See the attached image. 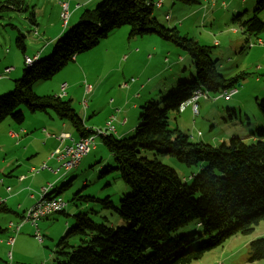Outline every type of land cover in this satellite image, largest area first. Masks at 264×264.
I'll return each instance as SVG.
<instances>
[{"label": "trees", "instance_id": "16d2710c", "mask_svg": "<svg viewBox=\"0 0 264 264\" xmlns=\"http://www.w3.org/2000/svg\"><path fill=\"white\" fill-rule=\"evenodd\" d=\"M156 1L102 0L95 8L84 10L78 22L54 41L50 55L36 58L31 68L24 64L23 74L14 81L12 91L0 96V124L9 119L21 125V108L32 114L52 112L82 138L89 133L71 101L54 95L38 96L33 87L51 80L76 56L93 49L111 32L127 26L129 39L156 35L182 48L194 66V75L178 82L160 104L147 101L140 107L132 136L102 137L130 194L117 207L108 197H74L112 209L125 225L95 223L87 214H76L75 225L59 240L57 246L62 251L53 264H191L231 236L251 234L264 221L263 129L250 132V143L232 137L218 146L191 142L182 133L169 130V112L179 113L195 89L221 95L236 89L238 79L218 73L209 47L181 36L175 28L160 25L152 16ZM173 1L195 6L203 0ZM7 2L12 9L21 10L20 0ZM263 10L264 0H258L251 17L237 14L232 23L257 36L264 31V21L257 18ZM16 46L23 56L25 41L17 38ZM257 101L256 107L264 119V99ZM143 150L168 155L186 167H199V172L192 175L188 186L172 168L155 158L141 156ZM191 224L200 227L201 232L182 231ZM246 260L264 261V238L248 244Z\"/></svg>", "mask_w": 264, "mask_h": 264}, {"label": "rangeland", "instance_id": "374dc122", "mask_svg": "<svg viewBox=\"0 0 264 264\" xmlns=\"http://www.w3.org/2000/svg\"><path fill=\"white\" fill-rule=\"evenodd\" d=\"M7 1L0 0V73L8 66L15 67L16 70L0 81V96L12 91L14 81L19 79L24 71V59L20 49L16 46V39H23L26 47L32 50L29 52L31 54H35V50L45 42L43 30L30 22L33 6L37 5L38 8L42 7L44 10V17L40 20L43 27L56 25L59 19L58 11L62 12L59 5L61 0H52L51 3L49 0H25V5L20 11L12 9ZM101 1L97 0L96 3L82 9L81 12L95 8ZM161 1L162 7L153 8L152 13L157 22L168 29L175 28L181 36L191 39L199 45L209 47L211 59L215 61L218 73L227 78H237L239 84V86L236 85L237 93L229 100L217 98L218 94L207 93V98H200L197 101L198 111L195 114L192 111V105L187 106L184 111L179 113L169 112V130L182 133L191 142L209 146H218L222 142H228L232 137L250 143V132L262 129L264 131V119L256 107V100L259 102L264 99V31L257 36L249 35L237 24L232 23V18L242 13H246L245 18L251 17L258 0H216L213 6L211 0H203L200 5L195 6L184 5L173 0ZM53 5H55L54 9H52ZM51 11L52 14L49 13ZM166 16L169 19H165ZM257 18L264 21V10L257 14ZM62 22L64 21L62 20ZM128 31L127 26L116 29L105 39L100 40L93 49L79 54V64L86 66L92 76L95 75V78H98V81L97 85L95 84V94L92 100H90L91 95L83 97L79 94L73 99L72 107L77 104L74 109L80 113V109H83L81 104L84 98L89 103L93 101L96 108L95 124L104 122V116H107L110 111L114 112L116 107H121L127 99L131 100L128 107L131 104H136L135 109L127 108L131 109L130 123H134L138 120L140 107L145 102L151 101L160 104L162 97L171 93L178 82L188 81L190 76L194 75L192 60L182 48L162 41L156 35L128 39ZM149 37L154 41L157 39L165 48H160L155 46L154 42H149ZM153 46L156 50L153 49ZM136 49L138 53H135ZM49 51L48 54L44 53L46 54L44 57L50 55L52 48ZM134 55L135 57H132ZM147 55H151V59H148ZM123 56L132 58L125 62L122 60ZM44 57L40 55V58ZM165 59L166 62H164ZM73 63H69L46 83H52L56 77L69 75L67 69ZM119 66L121 70L116 73L115 69ZM171 66H173V74L165 72V82L160 89L155 90L161 72ZM142 84L147 85V88L137 98L136 94L140 92L138 89ZM153 93L154 95H151ZM214 98L216 99L214 100ZM231 109H234L235 112ZM21 110L27 115L24 120L25 125L31 127L28 136L36 138V143L33 146L40 147L42 150L43 147L39 144L44 142L46 131H42L43 127H33L40 114H30L23 108ZM238 110L241 111L240 118ZM11 123L7 119L0 124V161L5 159V163H9L14 156L19 155L22 160L25 159L24 166L21 165V167L26 169L27 174L33 175L29 167L37 168L40 165H34L35 163L31 159L26 160L25 153L22 151L23 146L11 149L12 142L6 136L8 133L7 124L12 125ZM97 124L95 126L100 128H95V130L104 129ZM68 125L71 133L77 136L75 130L70 124ZM13 126L17 129L15 125ZM234 132L237 133L236 136H232ZM132 134L133 131L123 137L127 138ZM41 136L43 139H40ZM94 143L98 146L97 151H91L76 168L68 172L61 170L57 173V176H63L56 190L60 192L59 196L66 202L64 210L66 215H53L43 222H48L45 227L38 223L42 236H45L44 230L48 229L49 225L55 226L49 232L51 235L58 233L57 229L63 221L69 224V228L73 227L75 225L73 216L76 214H87L95 223L125 225L112 209L104 208L101 203L74 199L75 195L101 200L108 197L113 206L117 207L119 201L130 194L128 186L124 184L116 170L117 165L113 156L99 137H96ZM141 156L148 159L155 158L161 164L172 168L181 182L188 186L192 182V175H196L200 169L199 167H186L175 158L156 154L154 151L143 150ZM17 168L14 167L9 171V174L15 172ZM47 196L50 195L47 194ZM182 231L201 232V229L196 224H191ZM66 232L52 242L44 237V242L41 245L34 240L32 233H29L31 239L27 243L28 246L21 251H24L27 259L31 261L36 251H43L45 256H39L35 264H53L57 253L62 251V248L57 246L59 240L65 236ZM257 238H264V221L260 222L251 234L231 236L221 246L207 252L200 260H195L191 264H264L263 260L255 262L246 260L248 244ZM68 241L72 243V239ZM4 250L13 252L14 248L9 247ZM48 256L50 259L52 257L51 261Z\"/></svg>", "mask_w": 264, "mask_h": 264}, {"label": "crops", "instance_id": "0c3cea01", "mask_svg": "<svg viewBox=\"0 0 264 264\" xmlns=\"http://www.w3.org/2000/svg\"><path fill=\"white\" fill-rule=\"evenodd\" d=\"M21 5L20 7L23 8L25 5V0H20ZM50 3L52 0H49ZM165 1V0H164ZM163 1V2H164ZM97 0H61L59 2L61 10L62 4H67V10L69 13V18L66 23L62 22V16L59 13H62L61 11H58V22L56 25H49L47 27H43L41 25L40 20L44 17V10L41 8H38L37 5L33 6V12L30 14V22L34 24L37 28L39 27L40 30H43L42 34L45 37V42H43V45L40 48H37L35 50V57L37 60L41 59L40 55L43 57L46 55L44 53H47L50 48V46L53 45L54 41L58 39L68 27L76 24L79 20V17L81 15V11L84 8H87L94 3H96ZM155 2V1H154ZM157 2V1H156ZM214 2L216 0H211V5L213 6ZM46 5V2L44 3V6ZM162 7V1L161 6ZM55 8V5L52 6V9ZM157 8V9H159ZM16 10V9H14ZM20 11L19 9H17ZM52 14V11L49 12ZM70 25V26H68ZM153 36V35H150ZM148 38L149 42H154L155 46H159L160 48H165L157 39L154 41V39ZM129 39V38H128ZM163 41V40H162ZM51 44V45H50ZM26 51L25 52H32L31 49H28L25 45ZM153 49L156 50V48L153 46ZM50 52V51H49ZM48 52V53H49ZM87 52V51H86ZM47 53V54H48ZM135 53H138V50L136 49ZM44 54V55H43ZM148 59H151V55H147ZM132 57H135L132 56ZM132 57H126L123 56L122 60H125L127 62L128 59H131ZM79 55L76 56L73 60V65L69 66L67 71L69 70V75L62 76V77H56L53 79L52 83H46V82H38L33 87V92L38 96H48V95H54L62 97L64 100H70L71 103L73 99L77 95L90 96V100H92L94 94H95V84L97 85L98 78H95V75L92 76L89 69L86 68V66L79 64ZM166 62V59L164 60ZM7 67V66H6ZM11 67V66H8ZM13 70L8 74L10 75L14 70H16L15 67H11ZM121 70V67L119 66L117 69H115V72L118 73V71ZM66 71V72H67ZM165 72L172 73L173 74V66L168 67L164 71L161 72L160 78L158 81V86L155 90L160 89L163 83L165 82ZM3 73V70L0 74ZM22 73V72H21ZM122 73V71H121ZM2 77L1 80L6 78ZM21 75V74H20ZM99 77V76H98ZM174 78V76H173ZM0 80V81H1ZM62 83L66 84L65 89H61ZM90 83V84H88ZM125 85V84H124ZM238 85V84H237ZM89 88V89H88ZM147 85L142 84L140 88L138 89L140 92L136 95L139 98L141 96V92L146 90ZM151 95H154L151 94ZM150 95V96H151ZM149 97V96H147ZM131 100L127 99L123 103L121 107H116L113 111H110L107 116H104V122H101L97 124L98 126H102L105 128L106 123L108 121H111V124L113 126V132L110 133V135L121 138L126 134L132 133L134 131L135 127L138 124V120L136 122L134 121L130 123L129 113L131 109L127 108H136V104H130ZM83 103H85L83 105ZM77 106V104H75ZM73 106L75 108L76 106ZM189 106V105H187ZM186 106V107H187ZM81 107L83 109H80V113H77L76 109L75 112L77 115L80 116L83 122V127L86 130H93L96 127L95 125V104L92 101L91 103L87 102V100L84 98L81 104ZM184 107V109L186 108ZM184 109L179 110V112L184 111ZM233 112H235L234 109ZM32 114V113H30ZM34 114H40L37 120V123L33 127H43L42 131H46V136L44 138V142L42 144H39V146L43 147L42 150H40V147L33 146L36 143V138L34 136H28V133L31 131V127H28L23 122L21 125H17L11 120V124H7V131L8 133L6 136L9 138V140L12 142L11 149L19 148L20 146H23L22 151L25 153L26 160L29 161L32 160L34 165L42 167L43 165L50 166L49 168L53 169L55 166H57V162L51 158V154L54 152V150L60 146V145H68L70 141L68 139L64 140L62 143H60L57 140V137L60 135H69L73 140L77 141L79 139L78 135L74 136L71 131L69 130V123L63 120H60L57 118L52 112L49 113H34ZM101 114V113H100ZM238 117H241V111L238 110ZM247 118V116H245ZM27 115L24 113V120H26ZM32 118V117H30ZM249 119V118H247ZM6 121V120H5ZM4 122V121H3ZM15 125L17 129L13 126ZM71 126V125H70ZM72 127V126H71ZM35 128V129H36ZM237 133L234 132L232 136H236ZM102 142V137H99ZM40 139H43L41 136ZM96 138L94 139V141ZM94 148L91 151H97L98 146L94 143ZM103 144V142H102ZM91 151L88 153L90 154ZM97 153V152H96ZM87 154V155H88ZM85 155V156H87ZM84 156V157H85ZM21 156L17 155L14 156L13 159L9 163H5V159H2L0 161V264H35L39 256H45V253L43 251H36L34 258L31 260L27 259V256L24 254V251H21V249L28 246V241L31 239L29 233H32V237L34 238V232L35 228L30 225L29 223L22 222L23 216L27 210H29L35 202L39 199L42 192H44L46 195L49 194L53 195L58 194L59 192L56 190L57 185L60 184L62 181L63 176L58 174H54L48 170H41L38 174L33 175L27 174L25 172V168H22L25 163V159H21ZM83 157V158H84ZM82 158V159H83ZM81 159V160H82ZM22 165V167H21ZM14 167H18L15 172H12L9 174V171H11ZM35 166H30L29 169L33 168ZM33 168V169H38ZM28 169V172H29ZM30 169V170H31ZM4 173V174H3ZM61 180V181H60ZM59 183V184H58ZM65 210V209H64ZM64 210L61 213L62 215H66V212ZM56 215V214H53ZM53 215L46 217L45 219L40 220L38 223H41L44 227L48 223H43L45 220H48V218H51ZM39 225H37V228ZM55 227V226H54ZM53 226H47L48 229L44 230L45 236H42V243H38L35 238L34 240L38 244H43L44 237L48 239V241H54V239H58L61 237L63 233H65L68 228L69 224L66 221H63L61 225H59L57 231L58 233L56 235H51L49 232L53 230ZM32 228V231H31ZM39 230V228H38ZM4 245V246H2ZM13 247V252H6L4 250L5 248ZM8 251V250H7ZM21 251V252H20ZM49 260H52V257ZM44 264V263H42ZM46 264V263H45Z\"/></svg>", "mask_w": 264, "mask_h": 264}, {"label": "built area", "instance_id": "2783aa9c", "mask_svg": "<svg viewBox=\"0 0 264 264\" xmlns=\"http://www.w3.org/2000/svg\"><path fill=\"white\" fill-rule=\"evenodd\" d=\"M161 6V0H157L155 3L156 8H159ZM62 19L64 23L69 18V13L67 10V4H62ZM258 44H261V42H258ZM33 54L29 52L23 53L24 61L31 58ZM13 68L7 67V74H0V80L2 77H5L8 75ZM66 84L62 83L61 89H65ZM89 89V88H88ZM200 90V89H198ZM237 93V89L233 88L229 91H225L223 94L219 95L217 98H224L225 100H229L233 95ZM200 98H207V94L203 93L201 90V97ZM198 98V100L200 99ZM216 98H214L215 100ZM193 102H186L185 104H182L179 108V110L184 109L187 105H192V111L193 113H197L198 106L197 101ZM85 103H83L84 105ZM85 106V105H84ZM106 125H110V130H113V126L111 124V121H108ZM89 135L87 137H82L78 139V144H71V137L69 135H60L57 137V140L62 143L64 140L68 139L70 143L67 145H60L58 146L54 152L51 154V158H53L57 162V166L53 169L47 167L46 165H43L42 167L38 169H31L30 171L33 174H38L41 170H48L54 174H57L61 172V170L65 171V168L67 167H74L76 165L77 160L79 157H84L94 148L93 141L96 137H100L101 134H105L100 132V129L98 130H87ZM1 205V202H0ZM58 206H66V202L63 199H59V201H48L46 206H42L41 208H33V206L27 210L23 216L22 222L29 223L35 228L34 237H36L38 243H42V236L37 228L38 222L42 219L46 218V215L49 214H55V211L57 210Z\"/></svg>", "mask_w": 264, "mask_h": 264}, {"label": "bare ground", "instance_id": "6f19581e", "mask_svg": "<svg viewBox=\"0 0 264 264\" xmlns=\"http://www.w3.org/2000/svg\"><path fill=\"white\" fill-rule=\"evenodd\" d=\"M165 19H169V17L166 16ZM35 59H36V57L33 54V56L31 58H29L28 60H25L24 61V64H25L26 68H31L33 66L34 62H35ZM2 74H7V68H5L3 70V73ZM200 97H201V90L195 89L192 92L191 97H190V99L187 102L196 101ZM100 132L105 133V134H101V136H100V137H103V136H106V135H110V133H112L113 130H110V125H106L104 129H100ZM71 144H78V139H77V141H75V140H73L71 138ZM82 158L83 157H79L78 160H77L76 165H74V167H67V168H65V171L64 172H68L69 170L76 168L78 166V164L80 163V161H81ZM59 199H63V198L60 197L59 195H54V196L48 197L44 192H42V194L39 197V199L33 205V208H41L42 206H46V204H47L48 201H59ZM64 209H65V206H58L57 207V210L55 211V214L61 213ZM51 215H53V214L46 215V217H49ZM34 238L37 241L36 237H34Z\"/></svg>", "mask_w": 264, "mask_h": 264}, {"label": "water", "instance_id": "95a60500", "mask_svg": "<svg viewBox=\"0 0 264 264\" xmlns=\"http://www.w3.org/2000/svg\"><path fill=\"white\" fill-rule=\"evenodd\" d=\"M237 86H239V84Z\"/></svg>", "mask_w": 264, "mask_h": 264}]
</instances>
